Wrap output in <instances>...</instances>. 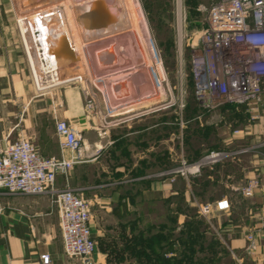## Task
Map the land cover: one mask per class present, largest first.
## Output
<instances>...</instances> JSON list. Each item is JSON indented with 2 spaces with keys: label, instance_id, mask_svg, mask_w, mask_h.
Returning a JSON list of instances; mask_svg holds the SVG:
<instances>
[{
  "label": "rangeland",
  "instance_id": "rangeland-1",
  "mask_svg": "<svg viewBox=\"0 0 264 264\" xmlns=\"http://www.w3.org/2000/svg\"><path fill=\"white\" fill-rule=\"evenodd\" d=\"M180 1L181 7L179 6V0H139L154 44L155 56L160 61L166 76L163 82L160 83L158 80V65L155 63L150 65L148 55L141 46H139L140 48L136 47L138 57L137 54L131 53L129 46H123L125 55L121 60L119 59L120 61L118 60L116 64H111V66L98 65V63H95L94 58L98 62L97 57L102 50L113 49L115 46L87 48L86 60L83 61V59L81 60L80 51L73 41L64 10L60 9L48 14L33 15L27 18L19 17L18 19L12 0H0V56L7 52V46H20L24 50V53L27 54L25 56L32 66L30 70L34 73V75L32 71L30 73L31 84L36 89L43 90L38 91L41 94L43 93L42 95H48L41 102L40 109L48 111L52 107L55 111L58 108H65L66 101L59 97L60 95L56 94V91L62 93L71 88L78 93L82 119L73 127L83 132L82 162L87 159V156H89L87 152L90 150V143L84 135L85 132L89 131L99 138H105L106 135L99 136V134L107 133L106 127H114L123 120H132L145 112L154 113L153 119L156 124H166V131L169 129L172 133L170 159L168 160L166 156V164L169 163L171 170L181 168L183 159L190 163L194 160L196 162L212 151H220L218 149H221L219 148L220 141L225 131L221 129L218 130L219 133L217 131L204 133L196 126L198 123L206 124L211 118L210 115L203 114L196 103L191 77L190 53L187 48V36L203 29L210 7L218 0ZM180 30L183 37L181 43L183 46L182 60L180 56ZM58 46H71L76 56V61L71 67L66 65V60L59 62L55 55ZM129 58H136L138 61ZM128 59L129 61H127ZM98 66H101V68ZM104 67H107L106 69H109V71H106ZM128 72L129 74H127ZM122 75L125 77L123 78ZM70 81L73 82L69 83ZM160 86L164 89L161 94L159 92ZM47 88H49V92L46 90ZM136 92H145V96L137 103H135L136 97L133 98V96H136L134 94ZM125 93L128 94V97H121L126 95ZM51 96H53V100ZM0 101L2 102L1 94ZM9 101L11 103L8 105L11 106L13 114L11 117L6 118L5 125L0 122V139L8 137L10 142H15L20 137L28 138L21 127L26 117V107L18 103L13 97ZM182 106L184 107L182 108ZM262 111L261 108L259 112L262 114ZM41 116V123L46 130L51 126L48 120L51 116L47 112ZM201 117L203 118L200 122ZM1 119L3 120L2 115H0ZM258 121L252 120V123ZM9 127L12 128L11 132L7 130ZM231 132L232 135H238L240 131L237 129ZM158 145L157 142V151L162 152L163 146L158 147ZM167 148L166 146V152ZM68 153L70 158L77 155ZM57 159H62V157ZM131 159L132 157L129 158V162ZM158 159L162 162V155L157 158V161ZM109 163L110 172L116 176L117 173L113 171L115 163L110 161ZM205 172L206 170L202 171V174L204 175ZM180 176L182 175L179 173L170 176V178L172 182H176ZM63 181L62 186L57 185L59 189H63L66 185L65 178H63ZM132 184L133 181L126 184L122 189L123 193L131 191L133 189ZM68 185L70 186V184ZM222 189L221 185L212 184L206 188L205 195L210 197L211 192L215 194L222 191ZM202 190L204 189L202 188ZM45 195H49L54 204L52 195ZM218 197L222 196L219 195ZM138 201V198H135L131 202L140 206L139 214L120 209L118 212L119 217L127 224L140 219V224L150 225L149 231L145 226L139 227L136 231L133 230L134 227L128 226L116 229L114 227L115 221L108 219L107 225L110 229L108 235L110 238L118 233L123 236L125 231H128L130 236H139L140 243L128 244L127 248H123V250L129 249L134 254L130 253L122 264H165L162 261L164 252H167L168 258L174 256L172 253L177 256V262L172 261L168 264H246L241 259V255L239 257L231 250L227 237L222 233V226L227 222V218L222 214H213L209 220L202 219L198 215L196 207L187 205L185 200H181L179 196L172 198L169 204L161 200L156 201L155 205H150V207L141 206ZM172 203H175L177 208L181 204V213L178 209V214L172 211ZM98 213L96 209L91 208L94 220H97L96 215ZM182 217L183 222L179 224V218ZM168 238L172 239L170 243L167 241ZM112 246L114 245L112 244ZM112 264H121V260L113 259Z\"/></svg>",
  "mask_w": 264,
  "mask_h": 264
},
{
  "label": "crops",
  "instance_id": "crops-1",
  "mask_svg": "<svg viewBox=\"0 0 264 264\" xmlns=\"http://www.w3.org/2000/svg\"><path fill=\"white\" fill-rule=\"evenodd\" d=\"M25 55L27 54L20 46H7V52L0 56V115L3 116L0 122L5 125L6 118L12 116L11 106L8 104L11 103L9 99L15 98L26 107V117L21 127L39 153L45 158L68 159L70 154L61 149L56 135V121L62 120L75 126L82 119L78 93L71 88L62 93L56 91L66 101L65 108L55 111L52 107L48 111L40 109L41 102L48 95H42L38 91L43 90H38L31 84L32 66ZM32 74L34 75L33 71ZM71 82L73 81L69 83ZM46 90L49 92V88ZM144 93H134L136 96L133 98L137 99L135 103L140 102ZM51 99L53 100V96ZM262 109V114L251 111L248 107L236 111L231 109L228 114L210 115L211 120L206 124H196L204 133H219L218 130L221 129L225 131L220 141L221 149L218 150L231 153L245 150V153L212 170H206L204 175L180 176L176 182L166 176L171 170L169 163L166 164V156L169 160L172 133L169 129L166 131V124H156L154 113L145 112L132 120H123L114 127H106L105 138L85 132L90 143V150L87 152L89 156L75 166L68 181L70 187L80 191L90 202L91 208L99 212L97 220L93 217L91 220V230L97 243V262L112 264L113 259H118L122 264L130 253L134 254L123 248L140 241L139 236H130L128 231L123 236L118 233L110 238L108 219L115 221L116 229L128 226L134 227L133 230L136 231L145 226L149 231L150 225L140 224V219L131 224L123 221L119 217L120 209L139 214L140 206L131 202L135 198H138L141 206L150 207L161 200L169 204L172 198L179 196L191 207L226 197L232 209L230 214H222L227 218L222 226V233L227 237L231 250L238 256L241 255L246 264H264V198L259 192L253 198H246L242 193L248 182L256 178L264 168V104ZM45 112L51 116L48 119L50 130H45L41 123V115ZM252 120L259 121L252 123ZM237 129L240 131L238 135H232L231 131ZM7 130L11 132L12 128ZM157 142L158 147L163 146L162 152L157 151ZM161 155L163 161H157ZM130 157L132 159L129 162ZM108 160L115 163L113 171L117 173V177L110 172ZM194 162L195 160L191 161ZM128 179H132L133 189L123 193L122 189L131 182H127ZM63 183V178L58 177L57 185L62 186ZM212 184L221 185L223 189L215 194L211 192V196L207 197L206 188ZM219 195L222 197H218ZM171 209L178 214L182 207L180 204L177 208L172 203ZM182 222L183 217L179 218V224ZM249 236H253L252 248L249 247ZM46 254L51 256L53 264H81L64 254L59 214L50 196H12L0 192V264H41V256Z\"/></svg>",
  "mask_w": 264,
  "mask_h": 264
},
{
  "label": "built area",
  "instance_id": "built-area-1",
  "mask_svg": "<svg viewBox=\"0 0 264 264\" xmlns=\"http://www.w3.org/2000/svg\"><path fill=\"white\" fill-rule=\"evenodd\" d=\"M187 48L195 100L203 114H228L231 109L236 111L242 107L258 112L262 108L264 0H218L210 7L203 29L187 36ZM56 135L61 149L77 154L75 157L45 158L27 137L15 142H10L8 137L0 139V192L28 196L51 194L59 214L66 257L81 264H99L95 258L97 243L91 230V204L80 191L68 185L70 173L83 159V132L57 120ZM244 153L245 150L212 151L194 163L183 159L182 167L170 170L166 176L179 173L198 176ZM58 177L66 180L63 189L57 187ZM256 192L264 198V168L242 190L246 198H253ZM196 209L202 219L209 220L216 213L230 214L232 205L224 197L199 203ZM248 240L252 248L253 236ZM40 262L53 264L47 254L41 256Z\"/></svg>",
  "mask_w": 264,
  "mask_h": 264
},
{
  "label": "bare ground",
  "instance_id": "bare-ground-1",
  "mask_svg": "<svg viewBox=\"0 0 264 264\" xmlns=\"http://www.w3.org/2000/svg\"><path fill=\"white\" fill-rule=\"evenodd\" d=\"M99 1L104 2V6L107 10L104 8L98 9V7L96 8V10L94 11L92 10L93 9L92 6H94V4H97V2ZM13 4L16 10V14L20 18H27L33 15L48 14V13L55 12L60 9L62 11L64 10V12L66 13L67 24L70 28L73 41L75 45L78 47L80 51V55H81V60L83 59V61L86 60L85 53H86L87 48L92 49V48H97V46L99 47L100 46H103V47L104 46H115L114 48L112 47L113 49H104L102 51L100 50L101 52L98 54V57H97L98 62L95 60L96 58H94L92 56L93 54L91 53V56L94 58L95 63H98V65L100 64V65H105V66H109V65L111 66V64H116L118 60L119 59L121 60V58L125 55L124 54L125 50L123 49V46L124 47L129 46V48H131V53H134L135 55L137 54L136 47L141 46L142 48L145 49V53L148 55V60L150 62V65L151 63H155L158 65L157 70H158L159 82L162 83L163 80L166 78L164 71H163V67L160 61L155 56L154 44L152 42L147 20L145 18V15H144V12H143V9L141 7L139 0H13ZM179 6L181 7L180 0H179ZM93 12L99 14V16H105L104 13L107 14V12L108 13L110 12L109 24H107L103 28H98L97 24L93 23V14H92ZM182 41H183V37H182V32L180 30V47L182 46L181 44ZM119 46H122V47H119ZM91 56L90 58L92 60ZM136 56L138 57L139 54H137ZM141 56H142V53H141ZM129 59L127 61H129ZM133 59L134 61L137 60L136 58H133ZM99 68H101V66ZM104 68L106 69L107 67H104ZM104 68H103V71H104ZM106 71H109V69H106ZM127 74H129V72ZM119 78L120 77L118 76V79ZM134 82L133 84H135ZM122 91L125 92L124 90ZM132 91H135V90H132ZM153 91L155 92L156 90H153ZM159 92L160 94L164 92V89L161 86H160Z\"/></svg>",
  "mask_w": 264,
  "mask_h": 264
},
{
  "label": "water",
  "instance_id": "water-1",
  "mask_svg": "<svg viewBox=\"0 0 264 264\" xmlns=\"http://www.w3.org/2000/svg\"><path fill=\"white\" fill-rule=\"evenodd\" d=\"M93 7V11L96 10V8L98 7V9L101 8H105L104 6V2L99 1L97 2V4H94ZM107 10V9H106ZM93 23L97 24L98 28H103L104 26H106L107 24H109V20H110V12L107 14L104 13L105 16H99V14L93 12ZM109 14V15H108ZM55 55L57 56L59 62H64V60H66V65L69 67H71L73 65V63L76 61V56L74 51L72 50L71 46H58V51L55 53Z\"/></svg>",
  "mask_w": 264,
  "mask_h": 264
},
{
  "label": "trees",
  "instance_id": "trees-1",
  "mask_svg": "<svg viewBox=\"0 0 264 264\" xmlns=\"http://www.w3.org/2000/svg\"><path fill=\"white\" fill-rule=\"evenodd\" d=\"M160 235V234H159ZM167 241L170 243L171 241H172V239H167ZM139 243H140V241H139ZM167 254V252H164V254H163V257H162V261L165 263V264H168V262H172V261H174V262H177V256H176V254L175 253H172L174 256L173 257H170V258H168L167 256L168 255H166ZM166 255V256H165Z\"/></svg>",
  "mask_w": 264,
  "mask_h": 264
}]
</instances>
